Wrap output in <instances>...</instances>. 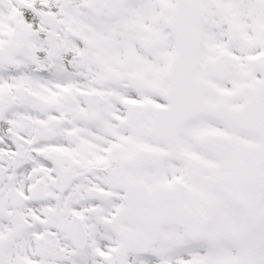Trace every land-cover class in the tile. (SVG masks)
Returning a JSON list of instances; mask_svg holds the SVG:
<instances>
[{"label": "snow or ice", "instance_id": "6c2138e0", "mask_svg": "<svg viewBox=\"0 0 264 264\" xmlns=\"http://www.w3.org/2000/svg\"><path fill=\"white\" fill-rule=\"evenodd\" d=\"M0 264H264V0H0Z\"/></svg>", "mask_w": 264, "mask_h": 264}]
</instances>
